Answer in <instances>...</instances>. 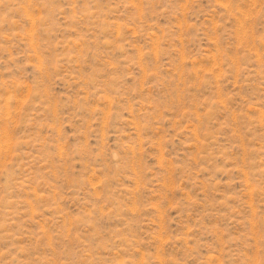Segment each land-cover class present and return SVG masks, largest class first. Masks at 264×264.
Segmentation results:
<instances>
[{"label": "rangeland", "instance_id": "obj_1", "mask_svg": "<svg viewBox=\"0 0 264 264\" xmlns=\"http://www.w3.org/2000/svg\"><path fill=\"white\" fill-rule=\"evenodd\" d=\"M0 264H264V0H0Z\"/></svg>", "mask_w": 264, "mask_h": 264}]
</instances>
